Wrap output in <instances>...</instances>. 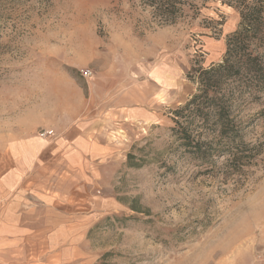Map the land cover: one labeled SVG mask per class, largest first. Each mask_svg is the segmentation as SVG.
<instances>
[{"label":"rangeland","instance_id":"obj_1","mask_svg":"<svg viewBox=\"0 0 264 264\" xmlns=\"http://www.w3.org/2000/svg\"><path fill=\"white\" fill-rule=\"evenodd\" d=\"M174 3L164 18L145 0H0V151L44 104L74 116L86 104L105 127L101 153L79 168L26 174L14 233L0 212V264H264V101L237 114L244 139L263 146L241 172L224 159L199 172L171 132L195 92L188 76L222 59L239 15L230 0ZM121 97L146 114L125 120Z\"/></svg>","mask_w":264,"mask_h":264},{"label":"trees","instance_id":"obj_2","mask_svg":"<svg viewBox=\"0 0 264 264\" xmlns=\"http://www.w3.org/2000/svg\"><path fill=\"white\" fill-rule=\"evenodd\" d=\"M174 2L145 0L164 18L176 7ZM230 5L239 23L225 41L222 59L190 73L195 92L172 112V136L205 175L221 159L224 169L241 172L263 149L261 143L244 139L246 127L237 114L244 105L264 101V0H230Z\"/></svg>","mask_w":264,"mask_h":264},{"label":"crops","instance_id":"obj_3","mask_svg":"<svg viewBox=\"0 0 264 264\" xmlns=\"http://www.w3.org/2000/svg\"><path fill=\"white\" fill-rule=\"evenodd\" d=\"M156 71L160 72L159 69ZM156 76L164 83V78H166L164 73H158ZM153 79L157 82L156 77ZM115 89L112 85V87L104 88L103 92L107 95ZM120 100L117 109L125 110L120 111L125 120L131 118V114L138 118L146 114L142 101L126 104L125 98L121 97ZM34 110L35 113L38 111L44 116L35 117V119L21 118L17 121V127L11 131V135H6L7 140L11 139V143L7 142L5 149L0 151L7 155L10 161L6 163L7 165L4 164L0 175V187L6 192L0 197V212H2L1 216L5 223L9 227L14 226L10 230L12 233L15 232V226H18L19 211L24 206V199H20L23 196L21 194L30 191L33 185L25 178L28 172L37 166H51L52 164H65L76 169L79 168L78 164L84 162L85 155L101 153L100 149L103 147L96 133L103 131L105 127L99 126V120H94L86 113L88 111L86 104L82 116H74L73 112L76 113V109L73 106L69 107V103L65 104V102H62L60 107L44 104ZM81 112L80 108L78 115ZM54 114H56L55 117ZM38 129L52 130L56 135L54 134L55 137L47 141L35 135ZM38 158L43 159V162L37 160ZM0 239L4 242V236H0Z\"/></svg>","mask_w":264,"mask_h":264},{"label":"built area","instance_id":"obj_4","mask_svg":"<svg viewBox=\"0 0 264 264\" xmlns=\"http://www.w3.org/2000/svg\"><path fill=\"white\" fill-rule=\"evenodd\" d=\"M81 75L83 78L89 79L92 77V72L90 70L81 71ZM38 136L42 139H48L54 137V133L52 130L43 129L38 132Z\"/></svg>","mask_w":264,"mask_h":264}]
</instances>
